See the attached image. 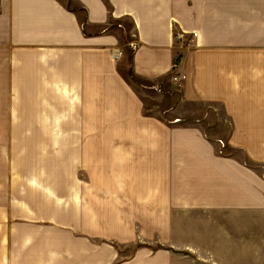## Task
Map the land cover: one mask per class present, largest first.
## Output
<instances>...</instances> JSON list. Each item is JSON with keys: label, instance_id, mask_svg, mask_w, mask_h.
Masks as SVG:
<instances>
[{"label": "crops", "instance_id": "crops-1", "mask_svg": "<svg viewBox=\"0 0 264 264\" xmlns=\"http://www.w3.org/2000/svg\"><path fill=\"white\" fill-rule=\"evenodd\" d=\"M9 176L0 264H264V0H0Z\"/></svg>", "mask_w": 264, "mask_h": 264}, {"label": "rangeland", "instance_id": "rangeland-1", "mask_svg": "<svg viewBox=\"0 0 264 264\" xmlns=\"http://www.w3.org/2000/svg\"><path fill=\"white\" fill-rule=\"evenodd\" d=\"M24 167L27 165L26 162H20ZM10 169V165H9ZM20 183L15 181L14 177H1L0 178V198L7 202L11 207V204H15V198L20 197L25 192L21 191ZM13 202V203H12ZM12 210H15L14 207H11Z\"/></svg>", "mask_w": 264, "mask_h": 264}, {"label": "built area", "instance_id": "built-area-1", "mask_svg": "<svg viewBox=\"0 0 264 264\" xmlns=\"http://www.w3.org/2000/svg\"><path fill=\"white\" fill-rule=\"evenodd\" d=\"M119 55H120V53L116 52L115 54H113V58L116 59ZM174 80H176V78H174Z\"/></svg>", "mask_w": 264, "mask_h": 264}]
</instances>
